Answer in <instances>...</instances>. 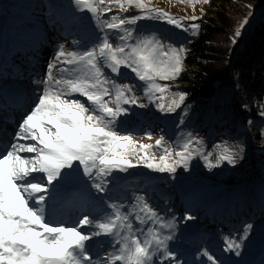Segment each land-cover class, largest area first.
I'll use <instances>...</instances> for the list:
<instances>
[{
	"label": "snow or ice",
	"instance_id": "6c2138e0",
	"mask_svg": "<svg viewBox=\"0 0 264 264\" xmlns=\"http://www.w3.org/2000/svg\"><path fill=\"white\" fill-rule=\"evenodd\" d=\"M180 2L194 6L210 0ZM72 4L90 15L102 35L83 50L59 45L45 77L36 82L44 86L41 94L19 123L13 141L0 151V264H184L169 246L176 238L175 218L165 220L144 196H136L130 204L113 202L109 184L119 179L114 173H129L140 165L175 174L178 167L187 170L198 156L210 169L223 163L235 167L243 159L239 144L216 145L221 150L215 155L205 153L203 141L191 132L182 134L179 143H169L161 135L152 145L138 143L133 134L118 128L131 106L143 109L154 103L158 111L172 114L182 109L187 97L159 82L181 76L188 49L171 37L146 34L139 22L166 23L193 36L200 25L184 24L152 6V0H72ZM132 8L136 14L124 15ZM114 9L119 12L113 13ZM248 24V19L241 22L233 44ZM128 73L140 84L118 82ZM137 87L143 98L137 96ZM169 94L172 99L166 104ZM145 98L148 103L142 102ZM187 115L184 110L181 125ZM260 115L264 116V108ZM146 137L151 140L153 134ZM83 178L95 192L89 198L99 211L83 215L71 226L54 223L47 211L50 202ZM183 219L196 217L189 214ZM89 227L91 231L84 230ZM253 228L247 223L235 238L226 237L223 251L241 257ZM96 238H104L112 249L99 258L91 251ZM202 256L207 264H223L207 249Z\"/></svg>",
	"mask_w": 264,
	"mask_h": 264
},
{
	"label": "rangeland",
	"instance_id": "374dc122",
	"mask_svg": "<svg viewBox=\"0 0 264 264\" xmlns=\"http://www.w3.org/2000/svg\"><path fill=\"white\" fill-rule=\"evenodd\" d=\"M43 3L41 4V2ZM55 4L57 6L56 12L54 15H46L48 4L52 6ZM35 0L31 2L29 6V11L26 9L22 10L19 7L17 9H12L14 14L19 13L16 18L11 17L12 20H8L6 23L5 20L0 22V57H4L6 54L9 55L10 61L6 63V67L3 71L1 85L5 84L7 87L8 84H15L25 93L24 97V106H28V110L32 108L33 104L37 100L38 96L41 94L43 89V84L32 85L31 80L38 79L42 80L47 72V67L49 62L53 60V57L59 47L63 44L66 50H83L84 47H91L92 44L97 40V37L102 35L100 29L96 27V23L93 21L85 20L88 24L92 25L94 30L99 31V33L91 34L89 31V26L85 23H81L77 28L73 27L74 19L79 15L80 12L76 11L75 6L72 4V1L63 3L64 0ZM211 1V0H210ZM209 4V3H208ZM208 4L197 3L194 6L180 0H152V6L158 9H162L170 13L171 15L179 18L184 24L191 25L192 23L198 24L197 20L201 15V12L206 9ZM1 5V4H0ZM3 12L6 14L5 9ZM23 12V13H21ZM119 9H114L113 13H118ZM137 10L132 8L129 9L124 15H134ZM264 16V6H260L254 14L252 19L253 27L255 23L259 20L258 16ZM192 16H196V21L191 19ZM211 15H207V18ZM2 14H0V18ZM79 19L77 23H79ZM138 28L143 30L146 34L150 32H155L161 34L164 37H171L173 41L177 44L185 41L187 36L192 37L191 31L183 32L179 29H176L173 26H170L166 23H160L155 21H140ZM59 30L64 34V38L60 35H56L55 31ZM200 30V27H199ZM198 30V32H199ZM36 33V36H43L47 39V43L50 39V51L45 52V60L43 57L38 55V48L33 50L32 48H27V39H30V33ZM63 31V32H62ZM197 32V34H198ZM196 34V35H197ZM68 37H72L67 40ZM247 37V34L243 38ZM184 39V40H183ZM25 47V50L21 48ZM28 49V50H27ZM37 54L39 57L38 65L41 71H36L35 67H31L29 63V58L32 55ZM127 72V70H123ZM120 83H131L139 85L140 82L137 81L133 74L128 73L126 77L117 78ZM173 81H160L161 84H168L171 92H178L185 86L183 84H173ZM9 88V87H7ZM175 88V89H173ZM221 90L218 91V95L211 99L212 102H217L219 104L228 103V101L218 97L221 95ZM136 94L138 97L143 98V91L141 88L137 87ZM27 97V99H26ZM83 100V98H80ZM172 99V96L169 94L166 97L165 103L167 104ZM142 102L148 103L147 99H142ZM209 103V102H207ZM127 107V106H126ZM183 107V106H182ZM5 117L0 119V124L6 117H11L13 114L16 115V109L12 110L3 107ZM142 110H146L153 113H162L157 110L156 104H149L146 108H138L135 106L130 107V112L127 117H122V123L118 128L123 129L124 125L128 128L127 133L133 134L138 143L144 144H155V140L158 139L161 135L165 137V140L169 143L175 144L179 143L183 136H186L188 132L193 133L194 136L200 138L203 141L202 151L205 153L211 152L213 155L221 149L216 148V145H233L239 144L243 147L242 142L239 137L236 135V132L232 136H224V132L229 134L227 131H224V127L227 125V129L234 131L233 127H230L228 124L224 123L217 127L211 124L210 126H204L201 122V119H197V113L199 110L192 111L185 117V123L180 124V117L183 115L182 109L177 110L176 113L167 114L162 113L161 116H158L152 120V124L149 126H144L141 124L142 121L137 120L138 123H128L130 118L138 117L141 119L147 118L149 114L144 113ZM225 113V112H223ZM223 113H219L221 120H228L229 117ZM26 116V115H25ZM22 116L13 120V123L10 125H4L11 136H15V133L18 130V125L25 117ZM215 121V119H212ZM220 120V121H221ZM151 121V120H149ZM166 123H169L173 126H167ZM220 123V122H219ZM230 125H232L230 123ZM239 134L244 132L243 127H237L236 129ZM153 134V139L149 140L146 137L147 133ZM226 134V135H227ZM225 137V138H223ZM247 137L249 135L247 134ZM152 151L157 153L159 156V151L155 148ZM27 155V154H25ZM246 154H243V159L239 160L235 167L228 165L227 163L221 164L220 167L209 168L206 165L204 159L199 156L193 159L187 170L183 168H177L175 174H168V181L175 182L173 185L175 188V194L173 198L166 196L162 191L159 190V187L155 184L154 191L159 195V200H157L155 208L165 220L175 218L177 222V232L176 238L170 242V249L178 254L180 259L184 264H207L206 258L202 256V253L205 249L209 250L214 254L216 250V245L214 238H217L220 243V253L222 255L214 254L223 264H232L234 261V255L232 253H225L223 251L224 239L228 236L236 237L238 235V230L242 228L247 223L253 224L254 228L250 234L249 239L245 242V248L242 250L241 257H238L240 264H264V228L261 230L256 224L264 220V206H257L256 203H264V191L261 190L264 186H260L259 178L257 175L254 178H248V166L249 161L246 160ZM213 158H210L211 163ZM133 163L136 161L133 160ZM205 171L208 174H211L216 179V184H219V187H214L204 181V183H194L187 186V180L185 177L194 178L197 172ZM153 174L159 172H153L143 165H140L134 169H130L129 174L130 178L126 179L128 182L133 179H142L145 178L142 174ZM202 173V172H201ZM165 174V173H162ZM178 174L180 177H177ZM82 177V173H81ZM180 178V179H178ZM232 178L231 182L229 179ZM241 179L242 182H238V179ZM111 179V178H109ZM208 179V178H206ZM205 179V180H206ZM161 178H158V181ZM121 184L109 185L111 188V197L112 201L118 204H129L132 195L136 193L137 190L141 189L144 185L150 183V178L147 179L144 183L136 184H126L122 180ZM180 183L184 184L187 190H194L189 192L187 197L183 199L182 191L180 190ZM196 185V186H195ZM68 188L72 189V192L65 194ZM166 190L170 191L171 187H165ZM90 182L83 178V182L80 181L74 182L67 185L64 189L61 190L59 195L60 204H53L50 202L49 208L47 209L49 219L54 223L59 222L60 220L66 221L70 214L78 215L77 218H81L83 215H95L99 209L94 208L93 202L89 198ZM177 189V190H176ZM91 194L95 195L93 189H91ZM221 191V193H219ZM197 195H200L197 197ZM58 196V195H57ZM164 199V201H163ZM148 201V199L146 198ZM207 201L203 205V201ZM189 201L198 203L200 207L194 208ZM260 202V203H259ZM61 205V207H60ZM91 210V211H90ZM256 210L255 220L249 221L247 219L248 212ZM81 213V216L79 214ZM193 215L196 219L191 220L193 224L200 230L191 231L187 227V223L190 221H185L183 217L185 215ZM216 216V217H215ZM253 216V213H252ZM216 218V220H215ZM218 219V220H217ZM222 219V220H221ZM181 220V221H180ZM223 220L227 223L235 224L238 229L233 231L232 229L225 228L221 225ZM86 231H91L92 229L86 228ZM236 235V236H233ZM208 238V239H207ZM262 239V240H261ZM251 249V252L249 250ZM110 245L106 242L104 238H96L93 242V247L91 249L94 257L99 258L106 254L107 251H111ZM247 253V254H245ZM158 264V262H157ZM234 264V263H233Z\"/></svg>",
	"mask_w": 264,
	"mask_h": 264
},
{
	"label": "trees",
	"instance_id": "16d2710c",
	"mask_svg": "<svg viewBox=\"0 0 264 264\" xmlns=\"http://www.w3.org/2000/svg\"><path fill=\"white\" fill-rule=\"evenodd\" d=\"M0 1L8 7L17 4L24 7L28 5L27 0ZM262 5L264 6V0H211L197 20L200 25L198 34L192 37L187 34L185 41L180 43L188 49L185 71L172 82L174 85L185 86L178 91L187 94L182 111L186 110L190 114L199 110L195 112L196 120L201 119L204 126L213 124L217 127L218 124L226 123L235 129L228 131L226 125L224 131L229 134L224 132V136H232L236 132L242 142L246 160L249 161L248 178L257 175L263 179L259 180L260 186H264V116L260 115L261 109L264 108V16L260 14L255 25H251L255 11ZM207 15L211 16L207 18ZM244 19H248L249 24L233 44L231 41L234 33ZM245 34L247 37L243 38ZM219 90L221 95L218 97L228 103L212 102L211 99ZM144 111L149 114L147 118L141 119L138 116L131 120H140L151 125L152 120L162 114L153 113V116L150 115L152 111L142 110L143 113ZM219 113L227 115L229 119L221 120L218 118ZM237 127H243L244 132L239 134ZM201 172H197L193 179L185 177L186 185L206 181L214 187H219L213 175ZM160 174L161 176L153 173L152 176L155 179L161 178L157 180L161 188L175 184L168 181L170 175ZM231 180L232 178L229 179L230 182ZM180 187L182 190L188 189L181 183ZM261 190L264 191L263 188ZM147 196L152 198L150 192ZM260 225L264 226V222L256 224Z\"/></svg>",
	"mask_w": 264,
	"mask_h": 264
},
{
	"label": "bare ground",
	"instance_id": "6f19581e",
	"mask_svg": "<svg viewBox=\"0 0 264 264\" xmlns=\"http://www.w3.org/2000/svg\"><path fill=\"white\" fill-rule=\"evenodd\" d=\"M61 32L59 30L55 31L56 35H59ZM47 43V39H45L43 36H36L34 34L33 37H31L30 39H27V48H32L33 50H36V48H38V55L43 57V59L45 60V52H49L50 51V39L48 44ZM22 50H25V47L21 48ZM28 50V49H27ZM37 54L32 55L29 58V63L31 65V67H35L36 71H41V69L39 68L38 65V57ZM10 61V57L8 54H6L4 57H0V119H3V117H5L4 112H2L3 110H5L3 107L4 106H8V108L10 109H14L16 108V115H12L11 117H9V120L13 121L15 123V120H17V118H20L22 116H25V114L29 113L28 110V106L27 107H23L24 106V97H25V93L22 91L21 88H19L17 85L15 84H11V86L9 88H7L4 84L1 85V80H2V75H3V71L6 67V63ZM38 79L35 80H31V84L32 85H37ZM27 99V97H26ZM4 123V122H3ZM6 124V123H4ZM8 125H10L8 123ZM9 137V133L8 131L4 133L3 138H8ZM0 139H2L0 137ZM65 225H68L67 223H65ZM70 226V225H68Z\"/></svg>",
	"mask_w": 264,
	"mask_h": 264
}]
</instances>
